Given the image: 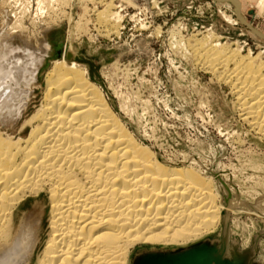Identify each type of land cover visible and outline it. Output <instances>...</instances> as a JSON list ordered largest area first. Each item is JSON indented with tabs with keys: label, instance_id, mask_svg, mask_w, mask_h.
<instances>
[{
	"label": "bare ground",
	"instance_id": "1",
	"mask_svg": "<svg viewBox=\"0 0 264 264\" xmlns=\"http://www.w3.org/2000/svg\"><path fill=\"white\" fill-rule=\"evenodd\" d=\"M12 1L0 0V7ZM106 8L97 10V19L117 27L121 17L108 15ZM4 25L5 19L0 27V264H127L137 243L183 244L220 224L214 174L194 159L163 156L138 139L87 66L66 59V50L45 71L39 106L18 128L6 126L5 120L19 118L42 62L11 53ZM189 45L195 63L230 87L239 117L264 136V59L202 38ZM66 49L74 54L72 43ZM42 193L49 212L41 240L39 219L25 215L21 203ZM260 198L253 201L258 209Z\"/></svg>",
	"mask_w": 264,
	"mask_h": 264
},
{
	"label": "rangeland",
	"instance_id": "2",
	"mask_svg": "<svg viewBox=\"0 0 264 264\" xmlns=\"http://www.w3.org/2000/svg\"><path fill=\"white\" fill-rule=\"evenodd\" d=\"M54 1L13 0L0 7V27L5 19L4 38L11 53L25 59L37 56L42 62L19 118L5 120L6 126L18 128L39 106L45 71L72 43V58L87 66L138 139L163 156L194 159L207 171L213 165L223 179L230 177L239 198L253 202L264 196V136L239 117L230 87L195 63L189 45L202 38L264 59V38L251 30L264 36L260 0H240V15L230 0ZM107 5L108 15L121 17L117 27L97 19ZM211 178L221 211L220 185ZM259 208L264 214V197ZM21 209L39 219L42 240L48 225L47 196L28 197ZM248 210H228L230 237L244 247L255 239L256 260L264 264V216ZM219 227L183 244L137 243L129 250L127 264L143 249L217 238Z\"/></svg>",
	"mask_w": 264,
	"mask_h": 264
},
{
	"label": "water",
	"instance_id": "3",
	"mask_svg": "<svg viewBox=\"0 0 264 264\" xmlns=\"http://www.w3.org/2000/svg\"><path fill=\"white\" fill-rule=\"evenodd\" d=\"M71 56V51L66 49L65 58L69 59ZM212 167L213 165L208 168L219 182L220 199L224 205L220 211L222 218L218 237L198 239L184 246L143 249L133 256L130 264H262L256 260L255 239L251 240L249 246H240L238 241L230 237L228 222L229 207L243 206L257 212L260 209L254 206V202L239 198L230 177L223 179ZM228 184L233 187V192Z\"/></svg>",
	"mask_w": 264,
	"mask_h": 264
},
{
	"label": "crops",
	"instance_id": "4",
	"mask_svg": "<svg viewBox=\"0 0 264 264\" xmlns=\"http://www.w3.org/2000/svg\"><path fill=\"white\" fill-rule=\"evenodd\" d=\"M234 1L236 2V4H237V9H238V11H239V10H240V6H241V2H240V0H234ZM259 3H260L261 6L264 5V0H260ZM240 12H241V11H240Z\"/></svg>",
	"mask_w": 264,
	"mask_h": 264
}]
</instances>
